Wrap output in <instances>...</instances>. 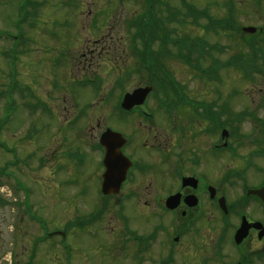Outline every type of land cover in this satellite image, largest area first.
I'll return each mask as SVG.
<instances>
[{
  "label": "flooded vegetation",
  "instance_id": "obj_1",
  "mask_svg": "<svg viewBox=\"0 0 264 264\" xmlns=\"http://www.w3.org/2000/svg\"><path fill=\"white\" fill-rule=\"evenodd\" d=\"M18 38V48L22 54L27 55V40L23 30ZM101 43L105 47L99 52L97 48L93 51L86 50L82 54L87 57L80 64L77 65L78 61L75 60V72L86 74L83 70L91 69L106 51L107 54H113L109 60H114L112 70L116 77L125 76L130 82L135 76L128 72L132 63L124 68L129 59L121 60L123 56H114L112 40H103ZM63 54L66 55L65 52ZM123 54L128 55L127 52L121 55ZM0 62V80H7L5 89L0 92V100L4 102L3 109L6 110L7 61L1 57ZM36 76H27L31 78V88L23 80L18 81V86L27 92L26 102L31 103L34 108L40 100L35 89V86L39 89L40 83L36 81ZM144 77L147 76L144 74L141 78ZM132 80L129 88L112 90L111 95L100 99L93 111H79L77 104H66L65 97L62 99L63 104L54 105L55 113L57 109L65 126L63 130L68 131L86 121L93 123L91 114L97 113L95 126L91 128L94 132L92 137L89 133L85 134L83 140L75 136L78 143L75 156H78L79 163L93 165L76 171L78 177L84 178L81 188L78 186V196H85L86 200L88 193H94L91 202L83 201L91 206V211L79 216L82 230L87 232L82 238L92 243L100 240L104 244L95 260L92 259L93 253L82 250L84 264L101 263L103 258L105 264H177L176 257L182 258L183 264H216V260H221L222 264H230L231 239L241 226L244 215L239 213L250 207L258 209V217H254L252 213L247 216L251 227L249 236L236 248L240 251L239 264L243 263V258L251 261L257 259L264 263V238H259L264 228L256 229L252 226L255 223L264 226V114L257 111V108L264 109V90L256 108L255 104L250 106L251 110L250 107L243 106L242 127L233 132L238 136L232 138L228 129L234 119L231 109L223 99L216 106V99H210V96L215 97L213 92L198 101L191 97L192 90L189 89H153L143 104L123 107L126 94L148 85L141 83L134 86L135 79ZM12 101L11 109L15 112L13 120L23 108L20 92L12 96ZM191 102L194 104H190ZM3 113L0 122L3 121L4 130L6 121L4 122ZM63 130L58 140L59 147L66 146L67 137ZM107 130H112L113 134L102 142L123 154L127 159L126 163L130 162L125 180L113 195L102 194L105 146L101 140ZM224 130L229 134L226 137L222 136ZM61 149L62 161L66 165L73 151L69 148L64 150L63 147ZM92 154L94 156L90 159ZM237 158L242 163L238 177L231 176L235 174L231 159L236 161ZM221 159L224 160L222 165L218 162ZM217 169L222 176L219 179ZM7 175L5 161L0 168V180L6 181ZM56 187L61 188V185ZM237 187H240L241 194L232 201L229 191L231 193ZM254 191H261V196L248 195ZM56 193L64 199L65 191L59 190ZM221 198L226 200L229 211L227 217L219 207ZM169 200H173V204L168 203ZM109 210L113 211L110 220L105 218ZM233 216L237 218L235 222L232 221ZM134 218L140 220L145 230L151 225L148 232H139L135 228ZM3 220L1 217L0 226L4 223ZM70 223L71 221L64 223L62 229H59L52 228L45 218L43 221L39 216L34 218L32 225L39 233L32 246L33 264L59 262V259L52 257L56 254L47 252L49 248L57 250L59 258L62 257L61 253L66 252L64 262L72 264L73 258L68 255L72 251V244L68 240L72 236L77 237L80 231L73 229ZM56 236L61 239L55 240ZM195 238L200 240L198 244L193 243ZM227 246L229 250L225 251ZM226 259L228 262L224 261Z\"/></svg>",
  "mask_w": 264,
  "mask_h": 264
},
{
  "label": "rangeland",
  "instance_id": "obj_2",
  "mask_svg": "<svg viewBox=\"0 0 264 264\" xmlns=\"http://www.w3.org/2000/svg\"><path fill=\"white\" fill-rule=\"evenodd\" d=\"M185 1L200 9L201 12H205L209 15L208 18L219 21L233 18L237 22L239 28L240 26L243 27L250 25L259 28L261 25H264V0H262V4L259 8L255 4L256 0ZM155 3L157 7L154 8V11L157 14V17L162 19L164 24H167V6H170L173 9H181L184 12L181 0H155ZM92 9L94 10V13L98 12V15H94ZM147 10L148 7L144 0H0V30L5 29L6 36L12 38L15 34L20 33L18 25L23 27V35L27 40V49H25V52L28 54H22L21 49H17L18 79L28 83L25 85L31 88V85L29 84L31 78L29 79L27 76L31 74L37 75L36 81L39 82L40 79L41 83H39V89L35 86L37 91L36 94L39 99H46L48 97V82L53 74L51 82L56 81V84L58 83L54 89L58 91H53L50 97L53 98L52 101L58 99L59 102V99L62 96L61 88L66 90L71 88V83L66 82L68 84H64L66 72H68L71 78L75 81L85 77L93 79L96 77L101 82V88L104 91L113 88L112 83L118 78V76L116 77V74L113 72L111 62H107L108 57L112 58L113 54H107L105 51L101 58L94 62L91 69L83 70V73L86 74L81 75L77 72L74 76L73 71H75L74 68L76 66L74 65L72 68L70 65V62H75V60L78 61L77 65L80 64V62L87 57L82 54L83 52L85 53L86 50L93 51L97 48V51L99 52L102 47H105L101 43L102 40H112L114 56H123V59L121 60L128 58L129 62H125L124 68L132 63L128 72H131V74L135 75L138 79V54L141 55V52L138 50L139 46L137 40L132 39L134 29L129 30L128 27L134 25L137 19L139 21ZM244 10L246 12L242 13ZM191 24L192 23L190 22L169 24L168 28L173 29L176 34L180 36L188 35L189 37H200L201 40L199 41L201 44H205L206 42L208 45H215L218 49L212 53V56H215V58L222 63L230 61V59L234 62L240 61L243 59V52L247 54V57H250L253 54L249 51L248 47L243 44V39L240 36L235 35L233 37L230 35V31L217 32V30L208 29V21L205 18L199 19V24L197 26H191ZM49 30H58L62 37L51 38V34L49 37L47 33ZM95 39H99L100 42L98 41L99 43H95V41H97ZM12 40L14 39L12 38ZM12 40L7 38L3 40V43H0V60L2 57V51L7 50L8 53L14 51L12 49L14 45ZM133 46L135 47V52L133 51ZM60 50L65 51V54L70 58L69 60L66 56L67 62H69V67L67 69H62L61 65H65V55L58 54V51ZM259 50L264 57V43L260 45ZM123 52H127L128 55H121ZM174 52L175 50L172 49V53ZM205 56H207L208 60L210 56L208 51L200 59L201 62L205 61ZM55 58L62 59L60 65H58L60 69L55 68V73H52L51 64ZM161 63L165 66L169 64L168 67L166 66L167 69H165L167 77L162 82L155 83L153 87L159 89L167 84L170 85L171 88H174L175 82L177 84L180 83L181 88L183 85L188 86L189 90H192L190 92L191 97L198 101L205 99L206 96H209L210 93L213 92L215 97L210 96V99H216L217 104L220 99L225 100V102L229 104L233 113L242 112L243 106L250 107L253 105L252 99H257L254 107L256 108L260 102L259 97L261 92L264 90V76L261 78L259 75H256L255 78V74H253L254 79L248 78L243 72L241 73L237 69L238 66L236 68L233 65H229L226 69L219 70L218 74L221 81L208 83L205 79L199 77L198 72L195 74V71L191 66H187L186 64H183L182 61H179L175 54L170 58H161ZM1 67L2 62H0V68ZM130 80L133 81L132 79ZM1 82L0 92L5 89L7 80H0V83ZM130 84L131 83H129V85ZM80 89L81 90H78V93H81L78 94V102H75L80 106L79 108L87 102L95 103L94 91L91 90L90 87H81ZM253 94H255V96H247ZM20 96L22 101H26L27 95ZM221 105H223V102ZM3 108L4 102L0 100V116L3 113ZM249 109L251 110L252 107ZM257 111L260 114H264V109L257 108ZM27 113L28 114L23 110H20L15 119H13L10 124H7L5 127L6 130L0 135V140L3 139L4 142L6 141L11 148L15 147L21 155V158L27 162L24 163L25 165L22 164L19 176L34 191L33 198L29 199L30 201L27 200L28 202L32 201L29 211H31L33 205L36 204V208H38L36 214L48 220L52 228L62 229L64 223L70 222L76 216H83L91 211V206H88L83 201L91 202L94 193H88L86 201L84 200L85 196L81 197L77 194L79 191L77 186L78 182L75 185L70 184L73 181L79 180L81 188V181L84 178L78 177L74 171L90 168L91 166L93 167V165H73L74 168L69 167V171H71L70 173L60 172L58 170L59 165H62V160H64L61 147H63L64 150L68 148L72 149L71 151L75 153V147L78 145L75 138L76 135L80 140L85 138L86 133H89L92 137L94 132L91 128L95 126L97 113H90L91 116H93V123L86 121L69 131L63 130V132L67 133V139L66 146L61 147L58 146V140L61 136L60 129L63 124L61 122L62 119L58 116V110L56 109L57 118H54L53 121L41 111L39 112V116L29 111H27ZM31 124L35 125L40 130L41 134L37 137H32L34 129ZM82 144L84 145V143ZM93 156L94 155L92 154L90 159ZM10 158L11 156L9 157L0 151V168L3 167V163L10 160ZM95 158H97V156H95ZM218 162L222 165L224 160L221 159ZM70 164L71 163H67V165ZM231 165L233 172H236V175H238L242 170L240 159L237 158L236 161L231 159ZM221 177L219 169H217V179ZM232 180L239 183L235 178H232ZM59 184L61 185V188L56 187L59 186ZM239 188L240 187L235 188V191L231 193L229 191L232 201L237 199L236 197L241 194ZM59 190L65 191L64 199L62 196L57 195L56 191L58 192ZM0 195L12 200V198L7 196L6 192L2 193L1 190ZM24 196L25 193L23 194L22 192L21 197L23 198ZM112 212V210H109L105 218L110 220ZM245 212L249 213V215L252 213L254 217H258L257 208L250 207ZM22 213L25 220L21 224V228L24 233L28 234L27 236L32 235L35 228L32 226L31 216L28 215L27 209L21 208L19 210H12L8 207L7 210H0V218H4V223L0 226V264H9L7 262V256L10 254V251H13V263H15L19 257L15 252L17 242L20 239L17 230L19 223H21ZM232 219L233 221L235 220L234 217ZM164 220L166 221V219ZM139 221L140 220L137 218H134L135 228L138 229L139 232H148L151 225L145 230L142 223L140 224ZM74 226L81 229L77 223L74 224ZM86 233V231L81 230L77 237L72 236V238L68 240L74 248L72 251V264H84V261L81 258L82 250H89V252L93 253L92 259L95 260L96 255H100V252L104 248V244L101 243L100 240L98 243H92L87 239L84 240L82 236L86 235ZM27 239L28 240L25 242L29 247L32 236ZM199 242L200 240L198 238L193 240L194 244H198ZM226 250H229L228 246L225 251ZM231 251L235 252L233 249ZM29 252L30 249L28 250V253ZM47 252L52 255L59 254L57 250L48 249ZM25 255L27 256L28 254L26 253ZM25 255L23 257L24 262L27 261ZM52 257H56L55 260L59 259V262H53V264H65L63 255L62 257L60 256V258L57 255ZM236 258V253L230 254V264H236ZM44 261L46 260L44 259ZM224 261L228 262V259ZM176 262L177 264H183V259L176 257ZM96 264H105V259L103 258L101 263L97 262ZM216 264H222V261L216 260ZM256 264L264 263L257 262Z\"/></svg>",
  "mask_w": 264,
  "mask_h": 264
},
{
  "label": "trees",
  "instance_id": "obj_3",
  "mask_svg": "<svg viewBox=\"0 0 264 264\" xmlns=\"http://www.w3.org/2000/svg\"><path fill=\"white\" fill-rule=\"evenodd\" d=\"M215 23V22H213ZM219 23V26H230V27H236L237 26V22L233 19H227V20H221L220 22H216Z\"/></svg>",
  "mask_w": 264,
  "mask_h": 264
},
{
  "label": "bare ground",
  "instance_id": "obj_4",
  "mask_svg": "<svg viewBox=\"0 0 264 264\" xmlns=\"http://www.w3.org/2000/svg\"><path fill=\"white\" fill-rule=\"evenodd\" d=\"M85 164H86V162H85Z\"/></svg>",
  "mask_w": 264,
  "mask_h": 264
}]
</instances>
